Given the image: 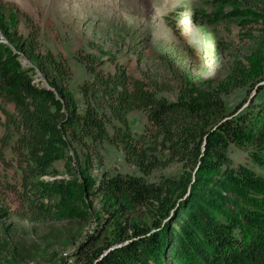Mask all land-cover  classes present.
Instances as JSON below:
<instances>
[{
	"label": "trees",
	"instance_id": "16d2710c",
	"mask_svg": "<svg viewBox=\"0 0 264 264\" xmlns=\"http://www.w3.org/2000/svg\"><path fill=\"white\" fill-rule=\"evenodd\" d=\"M212 5L193 10L188 18L212 31L217 25L252 29L264 23V0H212ZM183 10L178 6L172 15L181 17ZM0 34V40H6L0 41V103L10 105L9 110L0 107L5 116L0 176L12 166L20 174L16 183H0L17 194L18 214L42 213L38 208L56 189L57 180L40 176L51 174L53 162L70 150L78 158L77 147L91 154L107 141L120 147L123 159L139 173L102 170L95 179L87 173L91 159L85 155L86 166L80 167V161L76 165L84 192H107L119 215L140 207L152 211V218L149 227L132 222L129 234L117 236L127 243L108 252L99 264H264V140L253 136L264 135V104L232 115L219 92L190 85L180 86L175 99L168 100L160 95L165 87L132 76L116 62L105 69L103 60L90 52L75 57L87 75L77 85L78 104L69 87L72 73L66 59L39 48L35 25L22 35L9 29L0 13ZM245 36L254 37L250 30ZM21 55L30 64H22ZM258 70L264 71L262 64ZM35 71L45 85L35 81ZM260 92L264 98V85ZM133 110L146 116L137 135L128 122ZM246 141L257 144L245 146ZM231 146L244 148L247 162H233L228 156ZM173 161L191 171L178 178H146ZM159 218H168L166 226L151 232ZM240 222L250 228L243 232ZM100 253L98 248L91 254Z\"/></svg>",
	"mask_w": 264,
	"mask_h": 264
},
{
	"label": "rangeland",
	"instance_id": "374dc122",
	"mask_svg": "<svg viewBox=\"0 0 264 264\" xmlns=\"http://www.w3.org/2000/svg\"><path fill=\"white\" fill-rule=\"evenodd\" d=\"M178 6L186 14L177 18L172 12ZM213 6L216 5H212V0H0V13L9 29L22 35L28 33L31 24L35 25L39 48L66 59L72 73L69 87L78 104L77 85L87 75L75 57L90 52L103 60L105 69H111L116 62L132 76L165 87L160 95L168 100H174L183 85L219 92L232 115H237L247 107L264 104L260 92L264 82L258 84L264 79V71L258 70L260 64L264 68V23H256L252 29L235 24L228 28L217 25L212 31L211 26L194 24L188 18L193 10ZM248 30L253 38L245 36ZM1 41L6 43L4 38ZM109 56L114 61L108 62ZM20 60L24 65L30 64L22 55ZM34 77L45 85L39 71H35ZM0 107L10 109L7 103H0ZM4 121L0 108V136ZM128 122L133 134H139L146 122L145 113L129 112ZM253 134L258 141L264 140V135ZM244 144L255 147L257 143ZM96 148V152L89 154L77 147L78 158L70 150V158L56 160L51 174L40 176L49 182L57 180L56 189L38 208L42 213L18 214L21 207L17 194L3 184L16 183L20 174L15 166L1 171L0 264H99L108 252L127 243L119 238L129 234L132 222L136 226H150L149 209L131 207L119 215L115 211L116 201L107 192L94 188L89 194L84 192L76 165L80 161V167L86 166L82 162L85 155L91 159L87 173L95 179L102 170L139 173L123 159L120 147L104 141ZM5 154L10 157L7 149ZM228 156L233 162H247L244 148L231 146ZM188 171L190 168L184 169L180 162L173 161L154 169L146 178H178ZM201 177L208 179L207 175ZM166 222L168 218H159L160 224L151 232L159 231ZM240 224L243 232L250 228ZM109 241L113 242L104 248ZM98 248L100 255L93 257L92 251Z\"/></svg>",
	"mask_w": 264,
	"mask_h": 264
},
{
	"label": "water",
	"instance_id": "95a60500",
	"mask_svg": "<svg viewBox=\"0 0 264 264\" xmlns=\"http://www.w3.org/2000/svg\"><path fill=\"white\" fill-rule=\"evenodd\" d=\"M1 41V40H0ZM264 82V79L261 81V82H259L258 84H261V83H263Z\"/></svg>",
	"mask_w": 264,
	"mask_h": 264
},
{
	"label": "built area",
	"instance_id": "2783aa9c",
	"mask_svg": "<svg viewBox=\"0 0 264 264\" xmlns=\"http://www.w3.org/2000/svg\"><path fill=\"white\" fill-rule=\"evenodd\" d=\"M23 64V63H22ZM29 264H31V263H29Z\"/></svg>",
	"mask_w": 264,
	"mask_h": 264
}]
</instances>
